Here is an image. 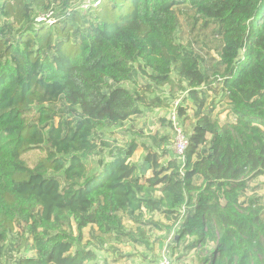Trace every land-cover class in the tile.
Returning a JSON list of instances; mask_svg holds the SVG:
<instances>
[{
    "label": "trees",
    "instance_id": "trees-1",
    "mask_svg": "<svg viewBox=\"0 0 264 264\" xmlns=\"http://www.w3.org/2000/svg\"><path fill=\"white\" fill-rule=\"evenodd\" d=\"M188 10L217 42L210 65L177 43ZM177 100L182 159L167 115L172 135L134 125ZM116 128L130 140L110 147ZM259 176L264 0H0V263L97 264L111 240L148 247L150 224L195 264H264V206L244 198Z\"/></svg>",
    "mask_w": 264,
    "mask_h": 264
},
{
    "label": "rangeland",
    "instance_id": "rangeland-1",
    "mask_svg": "<svg viewBox=\"0 0 264 264\" xmlns=\"http://www.w3.org/2000/svg\"><path fill=\"white\" fill-rule=\"evenodd\" d=\"M86 10V9H85ZM85 12V11H84ZM187 13L179 14V31L177 32V43H182L183 45L191 44L192 48L201 55L207 63L210 65L213 63L211 59H215L216 55L213 51L216 47V40L207 33H202L199 31L198 25L192 26L194 19H192V12L190 10L186 11ZM168 110L163 112H157L155 115H147L146 118L136 119L134 125L135 129L144 130L149 129L151 132L158 131L160 134L171 133L168 127H161L158 123V117H166ZM215 113L218 116L220 122L231 121L233 119L232 113L229 111L227 104L220 103L217 105ZM132 124V123H131ZM129 126L128 123L125 126ZM146 126V128L144 127ZM123 129H113L111 130L113 134L106 133L104 140L110 143L111 146L123 145V142L129 141V137L125 138L120 134ZM187 123H184V130L187 131ZM117 139L114 141L113 139ZM140 142V140H139ZM142 156L141 149H138L131 161L137 162ZM89 173H94L98 170L96 159L92 157L87 161ZM244 198H255L264 206V176L256 177L248 182ZM145 223L149 221H162L161 217L157 214L146 215L144 218ZM125 227L129 230L136 231V224L123 220ZM145 232V236L148 239L149 246H139L126 239L121 242H116L111 240L107 246H104V249L97 252V264H159L163 259H165L168 264H195V251H189L185 247L187 243L179 242L177 244L172 243L173 235L176 233V230L172 231L169 235L166 232L159 230L152 225H140ZM84 239L91 240L89 238V230L86 229L83 231ZM92 241V240H91ZM108 247H113L116 249V253L108 252L106 249ZM173 247V249H171ZM200 252V251H199ZM201 254H206L205 250L200 252ZM179 258V260H177ZM0 264H5L4 260Z\"/></svg>",
    "mask_w": 264,
    "mask_h": 264
},
{
    "label": "built area",
    "instance_id": "built-area-1",
    "mask_svg": "<svg viewBox=\"0 0 264 264\" xmlns=\"http://www.w3.org/2000/svg\"><path fill=\"white\" fill-rule=\"evenodd\" d=\"M14 1V0H12ZM87 3L90 2V0H86ZM84 8H86L87 6L84 5ZM52 11L44 14V15H40L36 21L37 22H45L47 24H51L52 23ZM178 102L179 100L175 101L173 103V105L171 106L170 111L167 114V119L170 123V127L173 133V151L175 153V155L179 158H183L185 150L187 148L188 145V139H187V135L186 132L184 130V125L182 122V119L178 117L176 109L178 106ZM159 264H168V262L163 259Z\"/></svg>",
    "mask_w": 264,
    "mask_h": 264
}]
</instances>
